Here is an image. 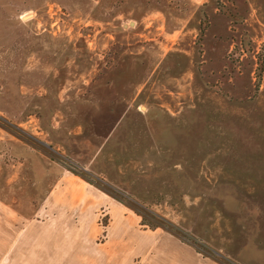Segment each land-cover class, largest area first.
Listing matches in <instances>:
<instances>
[{"label":"rangeland","instance_id":"1","mask_svg":"<svg viewBox=\"0 0 264 264\" xmlns=\"http://www.w3.org/2000/svg\"><path fill=\"white\" fill-rule=\"evenodd\" d=\"M63 174L102 203L78 210ZM6 179L32 220L3 237L44 236L51 264H101L108 242L122 261L120 235L153 230L264 264V0H0Z\"/></svg>","mask_w":264,"mask_h":264},{"label":"crops","instance_id":"2","mask_svg":"<svg viewBox=\"0 0 264 264\" xmlns=\"http://www.w3.org/2000/svg\"><path fill=\"white\" fill-rule=\"evenodd\" d=\"M193 1L197 2L198 0ZM69 146L74 148L75 144L70 141ZM80 178L79 175H60L58 178V186L60 190H64L63 192L67 191L68 193H72V186L78 184V210H90L98 204L100 205L102 202L99 200L98 191L90 192L93 195H97L92 196V194L83 188L79 182L81 180ZM14 182L17 181L6 179V184H1L0 186V264H4L5 259H9V261H5V264H41L42 259L44 260L42 264H51L50 260L55 257L62 258L63 256L60 253H52V251L46 250L38 251L35 249L36 243L45 241L44 236L28 234L19 238L18 234H15L6 239L2 235L3 230L11 226L15 227V223L23 224L32 220V197L24 198L22 192L14 189L16 187V183ZM114 182L115 180H112L113 184ZM9 190L14 192L10 196L9 192L11 191ZM52 192L49 193V197L52 201H55L54 195L52 194L50 196ZM67 192L66 194H68ZM6 196L7 198H5ZM110 207L111 205H109ZM126 210V208H119L117 206L110 210V214L112 216L115 215L116 219H125L127 217L125 214ZM154 232L153 230L151 234H144V237L140 236L139 239H134L133 237L131 240H126L128 237L125 234L120 235L118 242L123 256L122 261L118 262L115 260V252L113 253L109 249L112 248V243L108 242L106 252L101 256V264H130L131 254L133 253L140 256V264H217L216 262L203 258L192 249L181 245L174 236L171 235L168 237L166 235L154 234ZM84 241L87 242L88 238L82 234H78V244L82 245ZM81 245L78 246L79 252L82 250Z\"/></svg>","mask_w":264,"mask_h":264},{"label":"trees","instance_id":"3","mask_svg":"<svg viewBox=\"0 0 264 264\" xmlns=\"http://www.w3.org/2000/svg\"><path fill=\"white\" fill-rule=\"evenodd\" d=\"M138 215H140V214H138ZM142 218V224L141 225H145V218H144V216H142L141 217ZM147 226V225H146ZM161 225H160V223L159 222H154V224H152V223H150V225H148V227H150V229H156V228H159ZM162 227V226H161Z\"/></svg>","mask_w":264,"mask_h":264}]
</instances>
